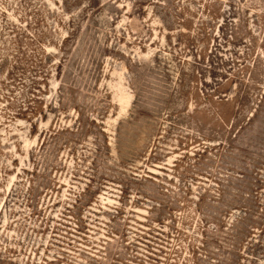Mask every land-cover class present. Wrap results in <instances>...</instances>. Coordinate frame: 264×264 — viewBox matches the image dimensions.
I'll return each mask as SVG.
<instances>
[{
	"label": "rangeland",
	"instance_id": "rangeland-1",
	"mask_svg": "<svg viewBox=\"0 0 264 264\" xmlns=\"http://www.w3.org/2000/svg\"><path fill=\"white\" fill-rule=\"evenodd\" d=\"M0 264H264V0H0Z\"/></svg>",
	"mask_w": 264,
	"mask_h": 264
}]
</instances>
